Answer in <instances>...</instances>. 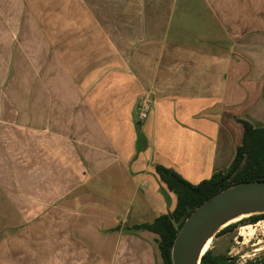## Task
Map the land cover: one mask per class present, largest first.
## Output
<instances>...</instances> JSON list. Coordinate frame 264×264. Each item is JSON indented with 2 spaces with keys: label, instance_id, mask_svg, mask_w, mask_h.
I'll return each mask as SVG.
<instances>
[{
  "label": "crops",
  "instance_id": "1",
  "mask_svg": "<svg viewBox=\"0 0 264 264\" xmlns=\"http://www.w3.org/2000/svg\"><path fill=\"white\" fill-rule=\"evenodd\" d=\"M211 7L247 48L218 68L222 115L211 116L210 49L185 51L176 75H85L81 103L35 104L30 141L14 149L25 161L19 185L0 180V264H165L157 233L127 229L175 208L156 166L197 184L229 166L241 120L264 126V87H249L264 75V0ZM147 89L154 98L139 120Z\"/></svg>",
  "mask_w": 264,
  "mask_h": 264
},
{
  "label": "rangeland",
  "instance_id": "2",
  "mask_svg": "<svg viewBox=\"0 0 264 264\" xmlns=\"http://www.w3.org/2000/svg\"><path fill=\"white\" fill-rule=\"evenodd\" d=\"M219 20L211 0H0V180L19 185L24 160L14 149L23 147L20 137L30 141L33 106L63 108L73 96L81 103L85 75H176L185 51L191 57L210 49L211 116L220 117L218 68L225 55L247 48L234 46L238 35L229 36ZM263 85L264 75L249 87ZM147 91L139 101L146 94L153 101ZM248 219L217 235L209 251L234 256L231 264L258 257L264 264V220Z\"/></svg>",
  "mask_w": 264,
  "mask_h": 264
},
{
  "label": "trees",
  "instance_id": "3",
  "mask_svg": "<svg viewBox=\"0 0 264 264\" xmlns=\"http://www.w3.org/2000/svg\"><path fill=\"white\" fill-rule=\"evenodd\" d=\"M240 122L243 124L242 141L237 146L231 163L226 169L215 171L210 178L194 184L170 168L156 166L161 180L168 190L176 195L175 208L167 214L160 215L152 223L137 224L127 229H146L157 233L165 264H172L171 252L174 240L195 207L234 183L264 180V126L256 127L247 120ZM234 174L235 176L230 179ZM248 218L252 222H257L264 220V214H256ZM235 226V223L228 225L219 235ZM201 264H227V262L222 256L211 257V251L208 250L202 257Z\"/></svg>",
  "mask_w": 264,
  "mask_h": 264
},
{
  "label": "water",
  "instance_id": "4",
  "mask_svg": "<svg viewBox=\"0 0 264 264\" xmlns=\"http://www.w3.org/2000/svg\"><path fill=\"white\" fill-rule=\"evenodd\" d=\"M256 214H264V180L234 183L220 190L184 221L172 246V264H201L210 240L233 222Z\"/></svg>",
  "mask_w": 264,
  "mask_h": 264
},
{
  "label": "built area",
  "instance_id": "5",
  "mask_svg": "<svg viewBox=\"0 0 264 264\" xmlns=\"http://www.w3.org/2000/svg\"><path fill=\"white\" fill-rule=\"evenodd\" d=\"M152 104V97L151 95H144L141 98V101L138 106V118L139 120H144L147 118Z\"/></svg>",
  "mask_w": 264,
  "mask_h": 264
},
{
  "label": "flooded vegetation",
  "instance_id": "6",
  "mask_svg": "<svg viewBox=\"0 0 264 264\" xmlns=\"http://www.w3.org/2000/svg\"><path fill=\"white\" fill-rule=\"evenodd\" d=\"M228 231H230V230H228ZM228 231H225V232H223L222 234H224V233H227ZM222 234H220V235H222ZM260 243V240L258 241V242H254V243H252L251 244V246H254V245H257V244H259ZM261 248H258V249H255V250H260ZM220 256H222V257H224V259H226V262H227V264H231L232 263V261L234 260V256H232V257H227L225 254H222V253H214V252H212L211 251V257H220ZM257 260H259V262L258 263H256L257 262ZM264 262V261H263ZM261 264L262 263V258L261 257H258V259H252V260H250V261H245V263H242V264Z\"/></svg>",
  "mask_w": 264,
  "mask_h": 264
},
{
  "label": "bare ground",
  "instance_id": "7",
  "mask_svg": "<svg viewBox=\"0 0 264 264\" xmlns=\"http://www.w3.org/2000/svg\"><path fill=\"white\" fill-rule=\"evenodd\" d=\"M211 243H212V240H210V241L206 244V246H205V248H204V251H208V250H209V248H210V246H211Z\"/></svg>",
  "mask_w": 264,
  "mask_h": 264
}]
</instances>
